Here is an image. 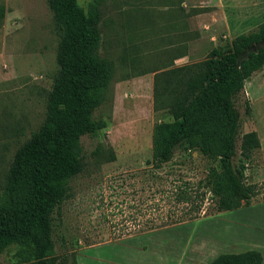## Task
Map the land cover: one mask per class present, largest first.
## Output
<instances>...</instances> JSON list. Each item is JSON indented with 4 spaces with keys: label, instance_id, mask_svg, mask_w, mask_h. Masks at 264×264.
<instances>
[{
    "label": "rangeland",
    "instance_id": "obj_1",
    "mask_svg": "<svg viewBox=\"0 0 264 264\" xmlns=\"http://www.w3.org/2000/svg\"><path fill=\"white\" fill-rule=\"evenodd\" d=\"M78 1L86 7L91 0ZM180 1L97 0L99 53L112 61L113 77L94 111L105 126L96 136L80 137L87 163L69 179L67 196L54 213L51 235L63 264H186L190 257L195 264H204L214 253L226 252L230 244H238L234 253L264 245V209L246 214L236 209L216 211L209 193L196 218L149 229L157 214L164 215L169 207L164 191L169 194L172 183H179L177 178L196 185L208 165H218L195 150L181 148L160 167L149 161L152 127L168 120L164 112L152 110L151 95L154 72L173 53L174 45L168 43L162 27L169 14L179 13L185 19L192 13L181 9ZM187 1L203 7L193 16L192 35L188 23L186 54L174 60L175 65L201 60L211 48L264 21V0ZM0 6L1 180L15 148L44 117L45 94L56 71L58 34L46 0H0ZM255 74L234 98L239 113L234 160L243 154V133L258 129L264 135V76L255 88ZM98 143L109 145L115 159L94 164L90 152ZM241 158L248 163L246 181L254 182L251 176L260 164L258 156L244 152ZM256 184L261 185L242 208L264 202V181ZM154 203H159V209ZM240 222L245 228L236 226ZM15 251L16 245L6 248L0 264L17 263Z\"/></svg>",
    "mask_w": 264,
    "mask_h": 264
},
{
    "label": "trees",
    "instance_id": "obj_2",
    "mask_svg": "<svg viewBox=\"0 0 264 264\" xmlns=\"http://www.w3.org/2000/svg\"><path fill=\"white\" fill-rule=\"evenodd\" d=\"M57 30L56 71L45 94L44 117L14 150L0 180V254L16 245L15 264H63L54 251V213L67 196L68 181L86 165L80 137L96 136L105 122L94 116L113 77V63L99 53L101 13L97 0H46ZM196 13V9H192ZM3 15L0 6V18ZM264 21L254 29L235 35L221 47H213L198 61L175 65L185 45L172 48L168 62L153 74L152 110L168 120L154 123L151 158L160 167L176 149L195 150L218 165H208L204 176L191 185L177 178L172 183L169 207L157 214L152 227L160 228L196 218L205 193L216 211L248 205L261 184L247 182L248 163L241 157L259 147L255 131L239 136V113L234 98L250 75L264 64ZM247 105V104H245ZM245 108L248 110V105ZM94 164L115 159L109 145L96 144L90 152ZM202 189V191H199ZM154 207L159 209V203ZM158 207V208H157ZM154 208V209H155ZM184 209L180 213L172 209ZM255 249L223 252L208 264H260Z\"/></svg>",
    "mask_w": 264,
    "mask_h": 264
},
{
    "label": "crops",
    "instance_id": "obj_3",
    "mask_svg": "<svg viewBox=\"0 0 264 264\" xmlns=\"http://www.w3.org/2000/svg\"><path fill=\"white\" fill-rule=\"evenodd\" d=\"M198 1L208 2L209 0H198ZM179 5H181L180 6V7H182L181 9H185V8L191 9V10H189L191 12H192V9H197V8L203 7L202 5L193 4L191 2H188L187 0H181L179 2ZM183 11H187V10H183ZM195 14H198V12H196V13L192 12V13L188 14L189 17H185V19H184L183 15L179 14V13L178 14L177 13L169 14V16L167 15L166 21H164L165 25L162 27V29L164 32H167L165 35V38L169 40L168 41V43L170 42L169 44H171V45L173 44L174 46H177L178 42H180L181 44L184 43V39L186 40V36H187L188 23H189L190 34L192 35L191 30L194 29L193 16ZM188 18H189V20H188ZM190 26L192 27V29H190ZM193 35H195V34L193 33ZM162 37H164V36H162ZM263 67H264V64L262 65V67L260 69L254 71L252 73V74L256 73L255 77H253L254 80L258 79V81H255V85H254L255 88L262 85L261 81L259 79H261L262 76H264V68ZM259 82L261 85L259 84ZM252 131L256 132L258 140H259V147L257 149L252 150V152H251L252 155L258 156L259 163H260L259 165L257 164L253 167V172H252V176H251L253 178V181L256 183V182L261 181V180L264 181V135L261 132V130L257 129V130H252ZM260 133L262 134L263 140H261V136H259ZM259 171L261 172L260 175H259ZM254 173H255V175H254ZM258 208H261L263 210L264 209V202H261L259 204H252V205H249V206L244 207V208L239 207L238 209H236V211H241L242 213L245 212V214H246V213L253 211L254 209H258ZM234 220H236V219H234ZM236 226H238V228H239V226H241L242 228H245V225L242 222H240V224L236 225ZM237 246H238V244L237 245L230 244V245H228V250L227 249H224V250H226V252L233 251L232 253H234V251L237 249ZM253 249L258 250V251L260 250L259 252L262 254L261 255L262 261L260 264H264V255H263L264 245L254 246ZM236 252H239V251H236ZM218 253H223V252L219 251V252H216L213 255L209 256V258H207V260L204 262V264H208L209 261ZM157 257L159 258V255ZM159 263H162V262H157V264H159ZM195 263H197V262L194 260L193 257H190L186 261V264H195Z\"/></svg>",
    "mask_w": 264,
    "mask_h": 264
},
{
    "label": "water",
    "instance_id": "obj_4",
    "mask_svg": "<svg viewBox=\"0 0 264 264\" xmlns=\"http://www.w3.org/2000/svg\"><path fill=\"white\" fill-rule=\"evenodd\" d=\"M264 46V42H259L257 43L255 46L251 45L249 48H248V51H253L255 48H259V47H262Z\"/></svg>",
    "mask_w": 264,
    "mask_h": 264
}]
</instances>
